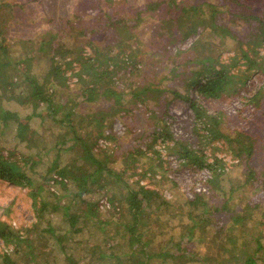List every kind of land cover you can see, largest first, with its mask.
Returning a JSON list of instances; mask_svg holds the SVG:
<instances>
[{
  "label": "rangeland",
  "instance_id": "1",
  "mask_svg": "<svg viewBox=\"0 0 264 264\" xmlns=\"http://www.w3.org/2000/svg\"><path fill=\"white\" fill-rule=\"evenodd\" d=\"M158 1L165 0H0V40H4L0 47L1 45L5 47V50L0 48V98L5 84L12 83L13 89L17 91L26 90L28 88L26 77L29 71L37 76L39 82H43L55 42L59 49L67 51V61L65 57H63L64 61L61 59L62 68L65 70L62 82L50 83L51 87H54V105H58L55 106L57 110L55 114H50L54 111L53 108H49L47 112L44 103L32 107L12 99L6 101L5 97L0 99V106L16 111L21 116L33 113L30 125L35 131L34 134L31 132L34 136L30 145H26L16 136L17 123L0 118V146L15 148L17 152L34 157L33 166L24 164V170L36 184L53 173L50 167L56 156H58L59 165L72 161L71 159L74 160L77 156L78 150L75 147L70 150L57 149L63 138L68 140L66 145L71 143L69 136L71 124L77 126L83 135L88 134L89 143L94 140L99 129L108 130L112 127V130H116L120 135L123 145L133 143V147L130 145L132 149L141 148L147 151L149 156L155 147L161 149L164 156L168 150V144L172 146L179 139L188 143L191 148L197 149L198 152L202 150L208 161L214 157L223 159V167L218 170L220 183L223 186L219 194L229 197L230 209L238 210L245 205V197L260 190V175L264 173V73L252 74L238 88L237 93L231 94L230 99H209L208 101L199 99L211 112H218L222 118L220 124L222 132L239 138L241 143L238 144V148L240 146L246 149L247 140L254 144L250 166L258 169L259 173L257 177L248 180V167L236 156L238 142L230 143V145L224 138L213 135L205 128L202 129L200 121H197L199 128H194V113L184 101L174 98L169 92L148 90L142 92L139 97L131 93V89L137 90L144 85L155 89L177 86L175 80H172L174 82L172 83L169 78H162L163 73L160 68L163 58L175 55L176 61H185L201 51L200 43L193 45L197 38L220 40V37L214 35L209 28L201 31L202 35L195 34L185 39L171 38L168 34L169 26H172L175 32H179V25L171 23L169 26L167 24L162 26L163 19L170 15L175 16L177 11L167 2L158 5ZM242 1L250 5L247 8H240L246 13L264 8V0ZM217 18L221 21L220 24L243 32L242 22L237 20V17H231L230 8L226 5L221 7ZM116 20L121 21L131 30L124 33L114 28L110 22H116ZM184 29V31L190 30L191 25L188 24ZM57 37H59L58 40ZM234 47V41L227 38L226 43L213 47L211 53L224 55ZM121 50L125 51V55H129V52L135 55L132 71L120 70L113 76V82L125 86L127 91L122 102L125 108L113 112L115 104L105 96L86 102L78 91L79 87L82 88V82L72 74V70L76 69L71 65L75 68L76 65L78 66L75 60L80 55L95 58L96 54H99L98 57L104 56L105 51V55L109 54L107 51L116 55ZM100 80L99 83L104 84L108 77H101ZM170 82L171 86H169ZM50 84L47 83L48 86ZM259 89L261 93L257 94ZM93 92L98 91L95 89ZM64 94L70 97L69 102H65ZM190 94L198 98L194 90ZM255 95L253 103L250 98ZM72 102H75L77 106L73 114L66 118L64 109ZM98 116L105 117L101 125L95 122ZM160 117L164 125L156 122L157 119H161ZM123 121L128 122L132 129H125ZM164 126L174 131V138L162 140L158 137L153 142L154 134L149 129L153 128L154 133H157L162 131ZM145 131L148 133L147 136L146 133L143 134ZM246 135L249 137L247 138ZM98 141L105 143L107 153L113 151L111 148L115 144L113 139L99 138ZM150 143L153 145L148 149ZM100 155L102 152L98 153V157H101ZM125 155L126 152L121 151L115 160L108 161L115 173L123 170L122 158ZM82 161L83 159H79L76 162ZM130 163L133 164V162ZM147 166L142 156L136 170L140 172L141 168ZM178 166H181V163ZM126 170L123 174L127 176L133 172V169ZM206 172V170L194 172L190 167L170 171L167 174L168 179L175 185L169 180L161 184L159 182L153 184L151 181L154 178L150 171L141 179V182L161 187L160 192L164 190L170 198L167 205L153 200L152 208L143 215V222L137 225L140 239L146 242V249L153 255L167 252L176 255L173 250L176 247V241L180 239V233L185 225L190 223L187 216L190 207L185 199L190 196V191L187 189H190L194 183H202L207 175ZM98 184H101V187L96 186ZM91 185L89 180L88 187ZM96 185L92 186L83 197L99 201L103 205H98V216H85L79 211L81 202L76 196L75 183L68 181L67 187L63 188L59 183L50 184V181L48 183L46 181L45 188L40 194L43 199H47L48 203L39 221L35 219L27 189L0 179V218L7 219L14 225L12 227L14 230L21 232L26 239H29V244L23 242L19 251L9 250L15 264H72L70 259L79 264H133L132 259L134 257L138 259L137 257L142 254L138 249L130 251L128 245L129 231L125 225L132 218L127 211L126 185L110 172L109 174L103 172ZM129 186L134 187L130 184ZM51 189L56 190L58 194L51 193ZM110 196L114 198L116 206H119L118 210L113 209L111 204L106 206L105 198L108 199ZM54 204L55 208L52 206ZM8 207L10 209L5 212ZM262 208H264L263 204L260 209L256 208L253 211L252 217L235 227L236 233L243 238L251 250L257 248L255 237L258 233L262 236L260 242L264 247ZM68 212L79 213L74 225L69 223ZM226 216L225 212H221L211 220L213 222L215 219L220 225L226 224L223 221V219L227 221ZM230 225L231 221L228 227ZM215 230L214 222L208 223L204 230L205 242H200L197 235L201 233L197 229L196 237L188 249L193 250L197 257L190 261L186 258L180 261L186 260L184 264H204L201 257L207 252L211 254L216 248L212 243H208L209 238L215 237ZM187 236L188 232L181 239ZM34 245L37 252L35 256L30 252L34 250ZM93 247L95 248L92 251ZM3 249L5 247L0 239V252ZM225 257L227 260L231 258V254L226 252ZM169 258L167 256L164 259L155 255L148 264H172ZM256 263L264 264L260 259H257ZM0 264H3L1 260Z\"/></svg>",
  "mask_w": 264,
  "mask_h": 264
},
{
  "label": "trees",
  "instance_id": "2",
  "mask_svg": "<svg viewBox=\"0 0 264 264\" xmlns=\"http://www.w3.org/2000/svg\"><path fill=\"white\" fill-rule=\"evenodd\" d=\"M164 2H167L177 11L175 16L170 15L163 19L162 26L166 24L169 26L171 23L179 25V32H175L173 27L169 26L170 29L168 34L171 38L185 39L195 34L202 35L201 31L209 28L214 35L220 37V40L213 41L208 38L206 40H202L200 37L197 38L193 45L200 43V47L202 48L201 51L185 61H176L175 55H168L166 58H163L160 68V71L163 73L162 78H169L172 83H174L173 81L175 80L177 86L164 87V89L157 87L155 89L149 87V85H144L137 90L131 89V93L135 97H139L142 92L148 90L152 92L171 93L174 98L184 101L193 111L194 128H199L197 121H200L199 123H201L202 129L205 128L213 135L224 138L226 141H229V144L238 142V148V144L241 143L239 138L231 137L222 132L220 130L222 118L218 112H211L207 106L199 101V99L207 101L209 99H230L231 94L237 93L239 90L238 88L245 83L252 74L264 73V8L246 13L245 11H241L240 8H247L250 5L244 4L242 0H165L158 1L157 4L161 5V3ZM223 5L230 8L231 17H237V20L242 22L243 32L235 31L227 27V25L220 24L221 21L217 17ZM110 24L124 33L131 30L129 27L127 28L122 24L121 21L118 22L116 20V22H110ZM188 24L189 26L191 25V29L184 31V27H187ZM63 29H65V27ZM227 38L234 41L235 47L232 49L233 51L231 50L224 55L223 53L213 55L211 53L213 47L226 43ZM56 39L58 40L59 37ZM3 41V39L0 40V44L3 43ZM53 45V50L49 56V66L43 82H39L37 76L29 71L26 77L28 80V88L26 90L17 91L13 89L12 83L11 85L5 84L3 86V95L1 98L5 97L4 99H6V101L12 99L21 104L27 103L32 107H37L40 103H44L47 112H49V108H53L54 111L50 112L51 115L57 112L55 109L58 105H54V87H51L50 83L57 82L60 84V82H62L65 70L62 68L61 59H63V61V57L66 59L67 51L59 49L58 46H56V42ZM0 48L5 50V47L2 45ZM107 53L109 54L105 55V51L102 57H98L99 54H96L95 58L91 56L86 58L80 55L78 59L75 60L78 64L76 68L73 67L70 62L67 63L71 65L72 68L76 69L72 70V74L76 75V77L81 80L82 88L79 87L78 91L86 102L96 100L99 96H105L115 104L112 110L113 112H117L125 108L122 102L127 91L125 86L113 82V76L120 70L124 72L132 71L135 55L131 52L128 53L129 55H125V51L123 50L117 53L115 52L116 55L110 54V51H107ZM65 61H67V59ZM101 77H108V80L104 81V84H101L99 83ZM171 82L169 86H171ZM47 83H49L50 86H48ZM181 87H183V89H181ZM95 89H97L98 92H93ZM192 90L197 93L196 95H198V98L191 96L190 92ZM256 93H261L260 89ZM255 97L256 95L251 97L250 101L254 103ZM65 99V102L70 101L68 95L65 96ZM74 103L72 102V104L64 109L66 118L70 117V114H73V110H75V106H77ZM32 114L33 113L21 116L16 111L3 108L2 105L0 106V118L10 119L17 123L16 136L20 142H25L26 145H30L34 136L31 132L33 134L35 132L30 125ZM100 116L95 119L98 125H101L105 119V117ZM156 122L159 125H164L162 118L160 120L157 119ZM123 126L125 129L131 128V125L126 121H123ZM163 128L164 129L159 132L155 130L157 133H154L153 128L149 129L153 131L152 134H154V136H152L153 142H155L158 137L162 140H171L174 138V131H170L167 126ZM70 132L71 135L69 136L71 137V143L66 145L68 140L63 138L60 140L61 144H59L57 149L70 150V148H77L78 154L75 157L76 159H71L72 161L59 165L58 156H56L50 167L53 173L44 177L42 182H37L36 184L32 177L24 170V164H30L31 167L33 166L35 161L34 157L29 154L17 152L15 148L0 146V179L27 189V194L31 198V205L34 209L35 219L39 221L42 219L44 215L43 211L46 209L48 203L47 199H43L40 194L45 188L46 181L47 183L50 181V184L54 182L59 183L63 188L67 187L68 181L75 183L77 188L76 196L81 202L79 209V211L82 212L81 214L85 216H98V205H103V203L88 200L83 196L89 192L92 186L97 184L103 172L107 174L110 172L116 175L118 180H121L126 185L127 211L132 218V220L125 225V228L129 231L130 242L128 245L130 246V251L138 249L142 254L140 257H137L138 259H136V257L132 259L133 264H148L155 255H159L164 259H166L167 256L170 257L169 259L172 261V264H184L186 260L181 262L180 259L185 258L189 261L194 260L195 257H197L194 254L195 252L193 250L189 251L188 249L193 239L196 237V230L199 229L201 233L197 235V237L200 238V242H205L204 238H206V235L204 230L208 223L213 222L216 227L214 231L215 237L209 238L208 243H212L216 248L211 254L207 252L201 257L204 264H228L230 262L231 264H257V259H260L264 263V247L260 242L262 237L261 234L258 233L255 237L257 248L251 250L247 247L248 245L244 242L243 238L236 233L235 228L239 223L245 222L248 218L252 217L253 211L256 208L260 209L261 204H263L264 207V173L260 175V190L251 193L249 197H245V205L243 207L238 208V210H232L228 207L229 197L219 194L223 186L220 183V173L218 170L223 167L222 165L224 162L220 157H214V159L208 161L202 150L198 152L197 149L191 148L188 143L179 139L175 141L174 145L171 146L168 144L167 146L168 150L166 153L171 154L174 158L166 157V153L163 156L162 150L156 147L149 156L147 155L148 152L141 148L132 149L133 143L123 145V141L121 143L120 140V135L116 130H112V127L108 130L99 129L94 140L90 141L91 143L87 141L88 134L83 135L77 126L71 124ZM145 133L147 136V131L143 134ZM246 137L248 138L249 135H246ZM99 138L107 140L113 139L115 143L114 146L111 147L113 151L107 153L105 143H102L103 141L99 142ZM247 141L248 146L246 149H242V147L239 146L236 156L248 167L247 179L250 180L251 178L257 177L259 172L258 169L256 170L250 166L252 157L251 151L254 144L250 140ZM152 145L153 143H150L148 149H150ZM232 149L233 148H231V150ZM121 151L126 152V155L122 158V163L124 164L123 170L115 173L108 161L115 160ZM100 152H102V155L98 157V153ZM142 156H144L148 168H141L140 172H138L136 168ZM79 159H83V161L77 163L76 161ZM130 162H133V164ZM180 163L181 166H178ZM174 164L177 165L175 166ZM181 167H190L194 172L206 170L207 175L202 183H194L190 189H187L190 191V196H187L185 199L190 207L187 212L190 223L185 225L184 230L180 233V239L176 241V247L173 249L176 255L169 252L155 253V255H153L152 252L150 253V251L146 249V242L140 239V235L137 232V225L143 222V215L152 208L151 203L153 200H156L159 204L167 205L170 198H168L169 196L165 194L164 190L160 192L161 187H157L156 185L152 186L150 183L147 184L144 181L141 182V179L147 176L146 173L150 171L152 178H154L151 182L153 184L155 182L161 184L169 180L167 175L168 172H174L175 169H180ZM126 169H133V172L129 173L130 175L127 176L123 174L127 171ZM89 180L90 184H92L90 187H88ZM169 181L175 185L172 180ZM129 184L134 187L129 186ZM96 186L101 187V184ZM50 192L58 194L54 189H51ZM105 201L107 204L106 206L111 204L113 209L118 210L119 206H116L112 196L108 199L105 198ZM52 206L54 208L56 207L55 204ZM9 209L8 207L5 212ZM261 210L262 216H264V208ZM221 212H225L227 215L226 220L228 222L223 219L227 225H220L215 219L213 222L211 220L212 217L216 216V214H221ZM78 216L79 213L73 214L68 212L69 223L74 225L76 217ZM230 221L231 225L228 227ZM13 226L14 225L7 219L0 218V239L5 247V249L0 252V260L3 264H15L14 258L10 254V249L19 251L23 242L29 244V239H26L21 232L14 230V228H12ZM48 230L50 231L51 229L48 227ZM187 232L188 236L181 239ZM187 245H189V247H187ZM33 247L31 246L34 250L30 249V252L35 256L34 254L37 253L35 249L36 246L34 245ZM94 248L95 247L92 248V251ZM186 252L187 255H185ZM226 252L231 254V258L227 260L225 257ZM70 261L72 264H79L72 259H70Z\"/></svg>",
  "mask_w": 264,
  "mask_h": 264
},
{
  "label": "built area",
  "instance_id": "3",
  "mask_svg": "<svg viewBox=\"0 0 264 264\" xmlns=\"http://www.w3.org/2000/svg\"><path fill=\"white\" fill-rule=\"evenodd\" d=\"M166 157H169V158H174L173 156H171V155H167ZM174 160V159H173ZM198 188H200V187H198Z\"/></svg>",
  "mask_w": 264,
  "mask_h": 264
}]
</instances>
